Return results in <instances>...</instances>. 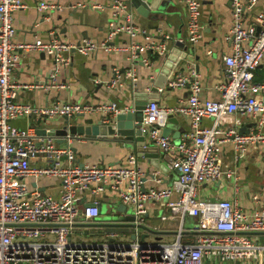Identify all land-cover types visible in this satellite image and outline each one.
Segmentation results:
<instances>
[{"label":"built area","instance_id":"2783aa9c","mask_svg":"<svg viewBox=\"0 0 264 264\" xmlns=\"http://www.w3.org/2000/svg\"><path fill=\"white\" fill-rule=\"evenodd\" d=\"M187 7V40L190 43L201 37L200 1L182 0ZM257 0H230L233 23L226 39L232 50L223 57L224 80L218 85L220 97L201 98L198 73L173 72L163 86L185 87L190 96L174 106L149 102L143 109L140 129L148 141L163 150H176L172 167L176 177L168 186L144 185V171L138 160L131 155L124 164L83 163L76 160L72 139L68 135L63 144L55 137H39L33 127L20 128L12 120L22 115L45 116L46 118L74 116L94 111L115 116L130 107L116 101L97 105L71 101H54L51 105L35 106L19 102L16 97L21 87L13 79V71L19 66L22 56L29 52L52 55L62 67L72 63V53L88 55L98 48L106 51L116 46L112 39L120 32L127 33L131 41L126 49L133 62L143 51L165 52L166 44H158L146 29L134 22V11L129 0H110L112 17L108 22L105 38L98 42L84 37L79 43L62 39L50 32L47 40H15L14 13L26 7L24 0H0V264H206V260L225 263L228 261L264 260V242L251 232L264 231V207L244 210L236 199H210L200 197L199 186L222 178L219 146L222 142L233 143L236 158L243 159L251 145L264 143V133L252 130L241 132L236 126L222 131L226 116L264 115V79L255 81V70L264 61V12L257 15L260 29L247 26L245 8H251ZM78 5L104 9L95 1H82ZM53 0H41L38 9L42 12L61 9ZM143 36L145 42L136 39ZM211 52V51H210ZM147 65L149 60L143 59ZM107 81L114 88L121 85V73ZM125 77L136 79L134 66ZM96 81H100L96 79ZM29 85L28 87H34ZM44 88L63 89L68 84L59 78V69L49 74V80L40 84ZM184 115L190 120V128L176 142L170 136H160V129L167 125L171 115ZM204 117H211V126H202ZM109 120V119H108ZM42 159L45 164H32ZM236 188L239 175L230 171ZM52 176L60 179L58 197L41 190L39 180ZM28 178L33 180L30 185ZM116 195L130 207L135 215L134 225H126L136 238L126 239L127 233L105 230L95 226L104 236L100 241H77L72 238V229L88 222L99 221L101 212L97 203L104 193ZM91 195V198H88ZM93 202L84 206L79 200ZM256 202L258 195H253ZM160 205V218L164 222L160 233L171 230L173 240L141 239L147 231L150 205ZM195 218L190 230L196 234L186 241L187 219ZM153 228L152 226H150ZM90 228V227H89ZM157 234L163 236L164 234ZM155 234V233H154ZM165 236V235H164ZM190 236V235H189Z\"/></svg>","mask_w":264,"mask_h":264},{"label":"crops","instance_id":"0c3cea01","mask_svg":"<svg viewBox=\"0 0 264 264\" xmlns=\"http://www.w3.org/2000/svg\"><path fill=\"white\" fill-rule=\"evenodd\" d=\"M41 0H24L26 7L14 13V25L16 27L15 40L33 41L36 38L49 39L53 31L62 39L73 43H79L82 38L89 37L95 41H102L107 33L108 22L112 17L109 8L110 0H53L62 8L48 11H40L38 4ZM82 1H95L106 5L104 9L83 7L78 5ZM160 1V2H159ZM201 37L198 41L190 43L187 40V7L182 0H154L161 9L154 10L150 15L140 14L135 7L134 22L149 32L153 40L160 44H166L165 52L155 50L143 51L140 58L133 62L126 49L131 41L127 33L120 32L113 39L116 47L111 51L98 48L88 55L72 53V63L61 66L52 55L43 52H29L22 56L19 66L13 71V79L20 84L16 99L19 102L29 103L35 106L51 105L54 101H71L97 105L102 102L116 101L120 105H133V100L147 91L154 84V80L163 68L166 67L168 53L174 49L172 57L179 62L171 68L173 72L198 73L200 81L199 94L201 98L216 99L220 97L218 85L225 77V64L223 57L231 52V43L225 38L230 32L233 17L230 0H199ZM264 12V0H257L251 8H245L244 20L247 26L256 31L260 28L257 15ZM136 39L145 42L143 36ZM177 39L184 41L185 46L177 45ZM211 51V52H210ZM176 56V57H175ZM144 58L149 60L147 65ZM171 62V61H170ZM172 63V62H171ZM134 66L136 79L132 82L125 77L126 71ZM59 69V78L68 84L63 89L44 88L40 84L49 80V74ZM119 71L122 75L121 85L110 87L107 81L115 78ZM96 79L100 80L99 82ZM264 79V61L255 70V81ZM35 85L34 87H28ZM191 91L185 87L167 88L161 92L159 103L174 106L180 101L186 100ZM176 121H168L167 125L181 131V136L190 128V120L187 116L176 114ZM103 119V120H102ZM108 116L103 112L80 114L72 117L70 122H82L93 124L97 121L108 122ZM76 121V122H77ZM64 117L46 118L45 116L22 115L12 120V124L27 128L33 127L39 136L37 129L63 126ZM213 119L204 117L202 126H211ZM228 126H236L241 131L248 126V132L255 130L264 133V115H242L234 113L226 116L222 124L219 137L223 136V130ZM170 137L173 138L172 134ZM76 160L78 163L100 164H124L134 155L138 164L144 171L143 180L146 187L151 185L168 186L176 177V171L172 167L173 159L177 156L176 150L160 149L154 156H142L133 154V147L127 144L124 138L118 135L92 136L77 134L70 137ZM59 143V142H58ZM63 144V143H59ZM220 163L223 169L221 179L214 182H205L199 186L200 197L210 199H236L238 204L247 211L262 209L264 207V143L251 145L248 154L243 159L236 158L234 145L230 141L222 142L219 146ZM32 164L43 165L46 161L34 159ZM230 171H236L239 175V187L236 188L234 179L229 175ZM30 185L33 180L28 178ZM44 192L58 197L61 191V182L57 177L47 176L39 180ZM43 191V190H42ZM253 195H258L260 201L256 202ZM88 195V198H91ZM101 202L110 204L120 202L116 195L108 192L101 197ZM161 209L158 203L150 205V213L147 221L153 229H162L164 222L160 218ZM187 219V226L192 227L195 218ZM102 221L101 218L98 219ZM174 223H170V229L160 234L171 236ZM123 224L120 226H126ZM101 228L100 230H102ZM144 231V229H143ZM186 233H189L187 230ZM259 241L264 242V232L255 233ZM186 241L194 239L193 236H185ZM206 264H264L262 259H250L248 261H228L218 263L207 259Z\"/></svg>","mask_w":264,"mask_h":264},{"label":"water","instance_id":"95a60500","mask_svg":"<svg viewBox=\"0 0 264 264\" xmlns=\"http://www.w3.org/2000/svg\"><path fill=\"white\" fill-rule=\"evenodd\" d=\"M132 7H135L137 11L144 15H150L151 11L160 12L161 9L158 8L154 0H129ZM160 2V1H159ZM260 29V28H259ZM258 29V30H259ZM177 45L185 46L186 39L184 41H179L177 39ZM174 51V49H172ZM168 53V60L166 61V67L163 71L159 73L154 80L153 86H151L147 91L141 93L140 96L133 100V105L126 112H120L115 116H110L108 122L97 121L93 124L80 123L77 120L75 122H70L69 118H65L63 126H54L51 128H39L37 132L39 135L52 136L55 137L57 142L63 143L66 141L68 135L86 134L92 136H108V135H118L119 138H124L129 146L133 147V154L135 152L139 157L142 156H154L155 152L159 150L158 145L152 144L148 141L147 136L142 133L140 129V120L143 109L147 106L149 102L159 101L160 93L158 92V86H163L165 81L169 76L172 75V67L175 65L176 58L172 57L173 51ZM176 57V56H175ZM172 63H171V62ZM179 62L177 60L176 64ZM77 121V122H76ZM169 121H176V116L171 115ZM248 126L242 127L241 132H248ZM172 134L176 142L180 141L181 131L171 128L169 125H165L160 129V136H170ZM41 190L44 189L41 187ZM79 202L84 204V206L93 205V202H84L80 199ZM100 212L104 210L103 203H97ZM107 209V208H106ZM102 221L88 222L89 227L94 226H120L123 224L134 225L135 215L132 213L129 206L122 202L112 203L108 206L107 213ZM144 231L141 233V239H145L150 233L159 234L162 230L153 229L146 224L140 225ZM259 232V231H257ZM257 232H251L250 234H255ZM264 232V231H261ZM131 238H136V234L132 233Z\"/></svg>","mask_w":264,"mask_h":264},{"label":"rangeland","instance_id":"374dc122","mask_svg":"<svg viewBox=\"0 0 264 264\" xmlns=\"http://www.w3.org/2000/svg\"><path fill=\"white\" fill-rule=\"evenodd\" d=\"M104 210L102 211L100 218L103 220L107 213V206L106 204H103ZM107 208V209H106ZM126 233H127V237L126 239H131V233H129V231L124 228L123 229ZM100 230L97 227H90L88 226V224H82V225H78L75 228L72 229V238L73 240H77V241H100L104 239L103 235L99 234ZM171 236H160L154 233H150L149 236H147V240H154V239H161V240H173L175 238V234L173 232H171Z\"/></svg>","mask_w":264,"mask_h":264},{"label":"trees","instance_id":"16d2710c","mask_svg":"<svg viewBox=\"0 0 264 264\" xmlns=\"http://www.w3.org/2000/svg\"><path fill=\"white\" fill-rule=\"evenodd\" d=\"M191 220V218L189 219ZM105 230H119V231H124L123 229L126 228L128 231H131L129 228L127 227H124V226H112V225H109V226H104ZM186 230L189 231V233H186V235H196L194 234L191 230H190V227H186Z\"/></svg>","mask_w":264,"mask_h":264}]
</instances>
